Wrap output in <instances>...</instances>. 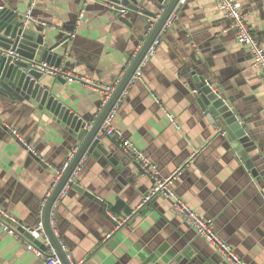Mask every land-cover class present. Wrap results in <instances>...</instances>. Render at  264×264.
Masks as SVG:
<instances>
[{"label": "crops", "instance_id": "0c3cea01", "mask_svg": "<svg viewBox=\"0 0 264 264\" xmlns=\"http://www.w3.org/2000/svg\"><path fill=\"white\" fill-rule=\"evenodd\" d=\"M33 1L34 27H44L53 42L71 35L61 47L67 51L63 65L78 80L64 78L66 82L55 83L56 97L79 116L98 117L103 93L94 86L120 80L126 62L141 47L134 42L137 29L120 21L106 0H0V5L27 15ZM145 1H150L148 8H159L153 6L155 0ZM238 1L264 46V0ZM181 3V10L159 36L162 42L143 78L129 87L114 119L113 127L122 135L101 133L106 147L117 151V164L105 156L82 161L79 181L98 201L71 190L59 203L58 239L66 244V254L85 264H226L224 256L185 222L170 200L156 197L138 208L155 181L124 153L123 139L134 141L158 165L162 177L180 168L174 182L176 194L193 210L213 219L214 230L247 264H264V185L252 175L253 171L263 181L261 72L253 65L249 49L230 30L231 20L219 11L216 0ZM202 75L221 85L231 106L247 119L252 170L227 148L228 142L195 100L190 81ZM167 111L181 129L170 121ZM0 118L7 127L0 126V205L18 219L16 227L24 235L16 237L0 226V264H43L26 246L31 237L22 228L37 224L55 173L69 153L77 151L75 141L55 117L27 101L0 100ZM31 151L44 163L34 159ZM117 199L136 214L115 230L112 216L122 217L102 204L112 206ZM35 244L44 250L41 242Z\"/></svg>", "mask_w": 264, "mask_h": 264}, {"label": "water", "instance_id": "95a60500", "mask_svg": "<svg viewBox=\"0 0 264 264\" xmlns=\"http://www.w3.org/2000/svg\"><path fill=\"white\" fill-rule=\"evenodd\" d=\"M106 1L112 6L109 8L120 21L132 29H137L134 42L137 47H141L133 64L98 117L79 116L62 105L54 93V85L58 82H66V80L60 75L51 74L52 76H50L49 73L42 71L40 66L46 63L50 67L66 70L67 67L63 63L67 51L62 52L61 47L68 43L71 35L66 34L58 41L53 42L50 34L44 31V27L32 25L33 19L28 15L15 8L6 6L0 8V100L9 98L12 102L24 103L27 101L32 108L55 117L64 130L72 136L73 142L75 141V148H77L75 158L57 183L43 213L47 234L64 264H70V262L50 224L52 207L71 174L84 160V157L93 156L100 159L105 156L112 163L117 164L119 159L117 151L106 147L103 142L101 133L105 121L115 103L128 87L131 78L151 45L162 33L166 32L168 20L183 7L182 0H155L156 4L153 6L155 8L159 6L157 10L148 8L150 1L145 0ZM11 51L14 53H10ZM190 86L195 91V100L201 109L209 114L211 122L218 129L219 136L224 137L228 142L227 148L238 153L247 168L252 170L254 161L249 153L251 152L249 146L252 145V137L250 130L246 127L247 119L231 106L229 98L224 94V88L214 83L212 79L203 75L198 78L194 77L190 81ZM101 105L102 100L99 107ZM0 126L7 128L1 118ZM112 141L115 143L114 138ZM30 155L40 164L44 163L43 159L33 151L30 152ZM253 173L252 171L253 178H256L262 187L264 185V171L261 172L263 181L259 179L256 173ZM55 175L57 176V173ZM72 190L84 194L93 201H98L97 195L91 189L82 186L80 181L73 185ZM102 205L106 210L110 208L112 212L122 218L135 212L122 199H117L112 206L108 203ZM42 247L46 250L45 246Z\"/></svg>", "mask_w": 264, "mask_h": 264}, {"label": "built area", "instance_id": "2783aa9c", "mask_svg": "<svg viewBox=\"0 0 264 264\" xmlns=\"http://www.w3.org/2000/svg\"><path fill=\"white\" fill-rule=\"evenodd\" d=\"M85 3H88L89 1L94 0H84ZM217 6L219 11L227 18L231 20V26L230 30H233L236 34L237 40L240 44L246 46L251 55H252V61L253 65L258 68L261 72V78L262 82L264 83V46L259 41V39L255 36V34L252 31V27L250 23L247 21L245 14L242 10L241 2L238 0H216ZM34 1L31 4L27 15L31 17V13L33 11ZM4 6H0V8H3ZM125 11V10H123ZM83 14H81V17ZM174 19V15L171 16V18L167 22V26H170ZM162 40L160 38H157L154 43L151 45L149 50L147 51L146 55L144 56L143 60L139 64L138 68L136 69L133 77L131 78L128 87L125 89V91L122 93L118 101L115 103L114 107L110 111L106 121H105V127L103 130V134L107 136L112 135H122L120 131H117L113 127V122L115 117L117 116L122 103L124 102L129 87H132L137 83V81L141 80L144 75V69L149 64V62L152 60L154 55L157 53L158 48L161 44ZM10 53H14L11 51ZM137 56V53L133 55L125 65V69L121 75V78L119 81H117L114 85H95L94 87L99 88L103 93V99H102V109L106 107L109 100L117 90L119 84L121 83L122 79L124 78L125 74L127 73L128 69L133 64L135 58ZM42 71H45L52 75H60L66 80L69 81H77L78 77L66 72L64 69H57L54 67H50L48 64L43 63L40 65ZM82 80L88 81L86 78H81ZM168 117L170 121L176 125L178 129H181V126L178 123L177 118L171 114V112H168ZM16 133V131H14ZM121 147L124 151V153L135 160L137 163H139L141 171L143 174H146L154 179L155 184L154 187L149 191L148 194L145 195L143 201L140 203L138 208H142L144 205L148 204L151 200H153L156 197H162L166 200H170L172 202L173 207L175 208L176 212L185 220V222L188 223V225L195 229L197 233L204 237L207 242L212 244L216 247V249L221 253V255L224 256L226 260V264H247L246 261L242 259L238 255V253L235 251V248L230 245L227 241L223 240L218 233L214 230V221L211 218L204 217L203 215L199 214L197 211L193 210L188 204L180 198L175 190H174V182L177 178V176L180 174L181 169H177L172 174H170L167 177H162L158 165L144 152L142 151L134 141L129 139H123L121 142ZM28 148L31 149V147L28 145ZM77 151H72L69 153L67 160L65 161L63 167L60 169V171L57 173L55 183L53 184L52 188L50 189L49 193L47 194V197L43 201V210L42 215L40 219L38 220L37 224L35 226H23L24 233L29 235L31 237V241H25L26 246L28 247L30 252H33L37 256L43 259V264H64L61 258L59 257L57 250L55 246L53 245L50 237L47 234L45 223H44V207L51 196L52 192L54 191L57 183L61 179V177L65 174L69 166L71 165L73 159L76 156ZM82 162L75 168L73 173L71 174L68 182L63 187L62 191L60 192L57 200L55 201L51 214H50V224L53 228V231L55 235L58 237L59 233L56 226V218H57V209L59 207V203L61 200H63L66 196L69 195L70 191L73 188V185L79 181L80 174L82 171ZM136 214V211L125 218H118L117 216H112V219L115 221V230L124 225V223L128 222L132 216ZM20 223L18 219L13 216L11 213H9L8 210H6L4 207L0 205V226L1 228L16 237L24 238V235L19 232L18 226ZM110 236V235H109ZM36 241L41 242V246L46 247V251H44L40 246H37L35 244ZM60 244L64 251H67L66 244L60 240ZM67 258L70 262V264H85L84 260H75L70 254H67Z\"/></svg>", "mask_w": 264, "mask_h": 264}]
</instances>
